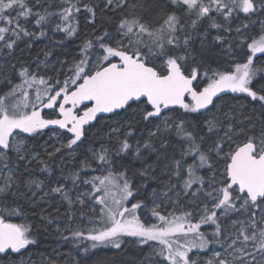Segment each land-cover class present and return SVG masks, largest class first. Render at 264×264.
<instances>
[{
	"label": "snow or ice",
	"instance_id": "1",
	"mask_svg": "<svg viewBox=\"0 0 264 264\" xmlns=\"http://www.w3.org/2000/svg\"><path fill=\"white\" fill-rule=\"evenodd\" d=\"M258 54L264 0H0V259L37 221L75 252L46 264L125 238L142 264H264Z\"/></svg>",
	"mask_w": 264,
	"mask_h": 264
},
{
	"label": "trees",
	"instance_id": "2",
	"mask_svg": "<svg viewBox=\"0 0 264 264\" xmlns=\"http://www.w3.org/2000/svg\"><path fill=\"white\" fill-rule=\"evenodd\" d=\"M256 34L258 35V26ZM76 43H78V41L69 44L66 49H56V55L53 56L52 59L59 58L61 60H65L67 55H69L71 52H74L73 50L76 48ZM46 44V40L39 41L32 49L25 51L23 56H35L37 52L45 47ZM23 48H25V45L21 43L20 49ZM17 55H21L19 49L17 50ZM16 222L21 221L17 220ZM32 224L34 230L40 233L38 237V243L28 248V250L24 252V255L33 252L37 255L44 254V256L47 257H54L55 255L53 252L57 249H59V254H63L64 256H68L69 254L73 256L75 255L71 244L61 245L60 237L55 232V225L52 226L51 230L45 232L43 227L37 221H32ZM123 243L125 244L126 242ZM93 251L95 252L94 256L83 258L77 257V259H80V264H139L138 256L141 254L132 246L130 247L125 245L121 246V249L119 250H115L111 247H103ZM8 263L7 257L0 259V264ZM61 264H64L63 260L61 261Z\"/></svg>",
	"mask_w": 264,
	"mask_h": 264
},
{
	"label": "rangeland",
	"instance_id": "3",
	"mask_svg": "<svg viewBox=\"0 0 264 264\" xmlns=\"http://www.w3.org/2000/svg\"><path fill=\"white\" fill-rule=\"evenodd\" d=\"M57 39H59L60 37H56ZM74 52H71L69 55L66 56V59L68 61H71L72 56L74 55ZM258 56L260 57V60H264V56H260V54H258ZM57 58H53L52 60H56ZM259 63V61H258ZM47 111V110H45ZM44 139H47V137H44ZM204 230H207L206 228ZM61 240V239H60ZM124 242H126L125 244L122 243V246H132L133 248L137 249L141 254L140 256H138V260H139V264H142V262L145 259L146 254L149 253V249L147 247H141L138 246L134 240L132 238H125ZM62 244H66L61 240V245ZM68 245L71 243H67ZM72 245V244H71ZM31 247V246H30ZM29 247V248H30ZM110 247V246H109ZM117 250V249H115ZM59 253V249H57L56 251L53 252V254L56 256ZM46 258H48L47 256H44V254L41 255H37L35 253H28L26 255H24L23 253V257L21 256H14V257H7L8 260V264H21V260H23L25 262V264H46ZM133 260V258H132Z\"/></svg>",
	"mask_w": 264,
	"mask_h": 264
}]
</instances>
